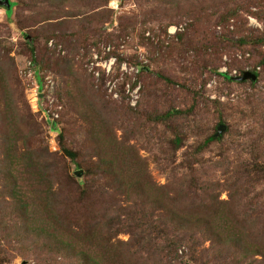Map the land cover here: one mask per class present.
<instances>
[{
  "label": "trees",
  "instance_id": "16d2710c",
  "mask_svg": "<svg viewBox=\"0 0 264 264\" xmlns=\"http://www.w3.org/2000/svg\"><path fill=\"white\" fill-rule=\"evenodd\" d=\"M20 1L28 0H19L18 3ZM40 1V5H44L45 0ZM53 1L61 2L46 0V3L51 5ZM76 2L82 3V0ZM11 4V10L1 8L8 16L17 7L12 1ZM218 8H214L220 15L218 22L224 25H230L232 20L237 25L245 21L246 25L244 14H253L251 10L254 8L260 11L253 15L264 20V0H241L230 8L226 7L227 11L223 13L218 12ZM99 9L95 13L77 9L66 13L62 23L50 24L44 48L29 46L32 48L31 58L37 59L43 68L55 70L63 79L62 75L73 61L52 52L47 43L58 39L71 54L85 48L89 36L86 31L93 29L90 25L93 22L105 25L109 21L107 15L97 12ZM191 16L197 17V22L198 18L202 20L196 14ZM54 20L57 18H48V21ZM249 31L250 34L241 35L244 34L242 31L228 30L227 34L217 38V44L223 50L222 61L224 51L234 52L230 51L229 43L233 48L242 46L237 48L240 50L251 46V62L248 60L244 62V68H237L241 73L255 64L252 73L259 80L261 74L257 68H264V33ZM97 32L99 39L96 42H112L113 35L99 32V28ZM10 53L11 49L0 41L1 92L5 102L12 98L15 103L12 109L1 112L0 254L7 253L2 246L5 242L18 252V256H35L39 264L58 263L56 261L61 258H74L79 264H264V202L261 194L252 193L253 182L264 177V166L258 162L251 165L239 162L231 171L220 168V163L215 164L217 170H224V175L229 178L225 183L220 182L216 178L218 171L207 168L208 162L203 161V151L210 144L224 141V136L218 137L216 131L192 152H186L182 162H178L179 151L184 147L183 129L195 132V128L203 123L201 117L192 114V109L200 108L202 103H195L188 111H176V107L162 111L164 108L157 106V102H151L147 84L139 109H131L126 101L121 105L111 102L98 112V117H103L99 122L101 126L111 127L114 122L120 124L122 119L131 124L124 132L123 144L113 141L117 139L98 137L92 122L86 120V149L74 152L66 146L64 132L60 138L64 157L55 158V163H51L47 153L31 150L34 144L32 132L24 128L17 117L16 103H26V98L17 82L16 64L8 56ZM220 76L236 83V78L228 74L220 73ZM38 77L42 83V77ZM155 77L167 84H175L164 76ZM61 83L65 87L71 86L68 77ZM89 83L91 89L88 93L105 98L103 90L97 91L94 84ZM185 92H179L174 100ZM192 96L193 101H198L195 99L198 94L192 93ZM183 98H187L186 95ZM262 102V93L251 96L256 111ZM215 107L218 111L220 105ZM86 115L83 113L80 117L90 119V115L95 118L97 112ZM218 120V128L225 126L228 130L222 114ZM30 121H33L32 117ZM141 135L144 145H138L142 149L156 147L152 149L155 152L150 153H153L161 172L167 175L168 185L162 186L153 179L148 160L141 156L137 147L129 144ZM108 136H113V132ZM94 158L97 161L93 162ZM69 161L80 172L85 171L83 184L69 174ZM230 175H234L233 178ZM224 192L229 193L228 201L221 200ZM122 234L129 235L130 241H118ZM207 242L211 243L208 249L205 248ZM20 244L24 247L19 248Z\"/></svg>",
  "mask_w": 264,
  "mask_h": 264
},
{
  "label": "rangeland",
  "instance_id": "374dc122",
  "mask_svg": "<svg viewBox=\"0 0 264 264\" xmlns=\"http://www.w3.org/2000/svg\"><path fill=\"white\" fill-rule=\"evenodd\" d=\"M10 1L17 4V7L10 16L0 8V41L12 51L8 56L16 64L17 82L25 92L26 103H16V113L23 127L32 132L33 152L47 153L49 160L52 159L51 163H55V158H63L60 138L64 132L67 136L66 146L74 152H82L88 143L84 133L87 122L90 121L98 137L117 139L113 141L123 144L124 132L131 124L122 119L118 125L114 122L111 127L101 126L99 122L103 121V117H98V112L103 111L111 102L121 105L126 101L131 109H139L148 84L151 102H157V106L164 108L162 111L172 107H176V111H188L195 103H202L200 108L192 109V114L201 117L203 123L195 128V132L183 129L184 147L179 151L178 162H182L186 152H192L194 147L202 144L215 131L219 132L218 117L222 114L229 128L223 134L222 143L214 142L203 151V161L208 162L206 167L217 170L215 164L220 163V168L233 171L239 162H248L249 165L258 162L257 164L264 166V102L260 103L258 111L251 103V96L260 93L264 95V68H257L261 77L254 84L252 81L244 82L245 84L228 82L220 73L227 72L232 77H241L250 68H245L244 73H240L238 68H242L245 66L244 62L253 58V52L251 46L240 50L237 48L242 46L233 48L229 43L232 50L227 49L234 52L224 51L222 61L220 55L223 50L217 44V38L227 34L228 30L242 31L244 34L241 35H245V32L250 34L249 30L251 33H264V20L253 15L259 13V9H252L253 14H244L246 25L245 21L237 25L235 20L230 25H224L218 22L220 15L214 8L219 7L217 11L223 13L227 11L226 7L230 8L241 0H82V3H77L78 0H60V3L53 1L51 5L46 0L44 5H40V0H28L24 3H18L19 0ZM99 7L97 12L107 15L109 21L105 25H95L94 22L90 25L93 29L86 31L89 36L84 39L88 44L85 48L71 54L58 39L47 43L52 52L73 61L70 70L67 69L62 75L63 79L68 77L71 83V86L65 87L61 83L63 79L55 70L43 68L37 59L31 58L30 47L43 49L47 27L62 23L66 19V13L76 12L77 9L95 13ZM191 14H196L202 20L198 18L197 22V17ZM49 17H56L57 21H48ZM194 25L196 28H193ZM98 28L99 32L105 31L113 35L112 42H96L99 37ZM173 30L176 33L170 32ZM262 52L264 53V48ZM29 63H32L30 69ZM253 67L255 64L251 66V72ZM30 71L35 73V78L29 77ZM154 74L169 78L175 84H167ZM38 75L42 77V83L39 82ZM88 80L97 91H104L105 98L87 92L91 89ZM2 90L0 86V124L3 121L1 112L12 109L15 104L12 98L5 102ZM183 90L186 92L175 101L174 98ZM192 93L199 95L195 98L198 101H193ZM185 95L186 100L183 98ZM134 101H137L136 105H133ZM216 104L220 105L218 111ZM93 111L97 112L95 118L90 115V119L80 117L83 113L88 116L86 114ZM31 117L33 121H30ZM71 130L74 133H70ZM109 132H113V136H108ZM143 140L141 135L129 144L137 147L141 156L148 160L153 179L162 186L168 185L167 175L161 172L153 153H150L155 152L152 149L156 147H151V150L145 147L142 149L138 144L144 145ZM95 161L97 158L93 159ZM68 168L72 177L82 184L85 182V171L81 173L70 161ZM224 173V170H220L216 175L222 183L229 179ZM230 176L233 178L234 175ZM1 177L0 172V179ZM253 184L252 193L257 196L261 194L264 202V177L256 178ZM248 192L251 197V189ZM221 200L228 201L229 193L224 192ZM117 240L127 243L130 236L122 234ZM2 246L7 253L0 254V264H39L35 256L23 258L5 242H2ZM18 247L23 248L24 245L20 244ZM210 247L211 243L207 242L205 248ZM14 256L16 257L11 261ZM56 262L58 263L54 264H79L74 258H61Z\"/></svg>",
  "mask_w": 264,
  "mask_h": 264
},
{
  "label": "water",
  "instance_id": "95a60500",
  "mask_svg": "<svg viewBox=\"0 0 264 264\" xmlns=\"http://www.w3.org/2000/svg\"><path fill=\"white\" fill-rule=\"evenodd\" d=\"M0 8H5L7 10H11V8H12L11 1L10 0H0ZM235 81L238 83H244V82H248V81L257 82L258 77L255 74H253L252 72H246L242 77L236 78ZM226 130H227V128L225 126H220L219 132H218V137H221L226 132ZM81 173H83V172H81Z\"/></svg>",
  "mask_w": 264,
  "mask_h": 264
},
{
  "label": "built area",
  "instance_id": "2783aa9c",
  "mask_svg": "<svg viewBox=\"0 0 264 264\" xmlns=\"http://www.w3.org/2000/svg\"><path fill=\"white\" fill-rule=\"evenodd\" d=\"M254 23L256 24V22H254ZM170 32L173 33V34L176 33V31H174V30H173V31H170ZM31 66H32V63H29V69H30ZM248 70H249V71H248ZM248 70H247V72H251L250 69H248ZM139 72H140V71H139ZM139 72H138V73H139ZM222 74H228V73L225 72V73H222ZM228 75H229V74H228ZM229 76H230L231 78H237V77H232L231 75H229ZM242 76H243V75H242ZM242 76H241V77H242ZM29 77H30V78H35V77H36V76H35V73H34L33 71H30V73H29ZM238 78H239V77H238ZM37 90H40V87H37ZM136 104H137V101H134L133 105H136ZM37 105H38V103H37ZM37 105H36V106H37Z\"/></svg>",
  "mask_w": 264,
  "mask_h": 264
}]
</instances>
